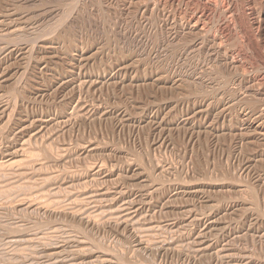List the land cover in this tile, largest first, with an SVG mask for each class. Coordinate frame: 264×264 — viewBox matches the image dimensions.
Segmentation results:
<instances>
[{
    "label": "rangeland",
    "instance_id": "374dc122",
    "mask_svg": "<svg viewBox=\"0 0 264 264\" xmlns=\"http://www.w3.org/2000/svg\"><path fill=\"white\" fill-rule=\"evenodd\" d=\"M180 1L0 0V264H264V0Z\"/></svg>",
    "mask_w": 264,
    "mask_h": 264
},
{
    "label": "bare ground",
    "instance_id": "6f19581e",
    "mask_svg": "<svg viewBox=\"0 0 264 264\" xmlns=\"http://www.w3.org/2000/svg\"><path fill=\"white\" fill-rule=\"evenodd\" d=\"M170 3H172L173 0H169ZM185 2L186 3V8L187 10L183 12V16L185 18H180L181 19H185L184 23L181 24V28L183 29V31H186L187 33H192L193 31H197L198 28H200V30L202 29L201 26L204 24L205 22L210 20V17H213L211 15L213 14H217V12L219 13H223L224 15H226L227 17H236V10L234 9V7L231 6L232 4V0H181L180 2ZM252 1V0H251ZM179 2V1H178ZM182 2V4H184ZM254 2V1H253ZM167 3V1H166ZM226 4V5H225ZM230 6H227V5ZM235 4V3H234ZM173 6V5H172ZM194 6H196L194 8ZM185 8V7H184ZM174 10V9H173ZM178 10V9H177ZM183 11V10H182ZM215 18V17H214ZM213 18V20H215ZM240 18V17H239ZM226 20V19H225ZM218 21V20H217ZM264 22V21H263ZM211 24V22H209ZM214 23V22H213ZM239 23V22H238ZM262 23V21H261ZM260 22L257 25V29L260 30V28L262 27V24ZM177 24V23H176ZM174 25V24H173ZM264 25V24H263ZM210 26V25H209ZM213 26H216L213 24ZM237 27V26H236ZM239 27V25H238ZM180 28V29H181ZM244 28V27H243ZM204 29V28H203ZM257 30V31H258ZM262 30H264L262 28ZM211 31V30H209ZM217 31V30H216ZM243 32V31H242ZM204 33V32H203ZM206 33H208V31H206ZM229 33V32H228ZM246 33V32H245ZM194 34V33H193ZM200 35V33H198ZM209 34V33H208ZM227 34V33H226ZM188 35V34H187ZM228 35V34H227ZM198 36V35H197ZM201 36V35H200ZM204 36V35H203ZM250 36V35H249ZM196 37V36H195ZM174 38V37H173ZM190 38V36H189ZM243 38V36H242ZM199 39V38H198ZM201 39V38H200ZM195 40V38H194ZM243 40V39H242ZM249 41V40H247ZM186 42V41H185ZM190 42V41H189ZM195 42V41H194ZM204 42V40L202 41ZM188 45V44H187ZM216 45V44H215ZM245 45V44H244ZM250 45V44H248ZM177 46V45H176ZM185 46V44H184ZM197 46V45H196ZM217 46V45H216ZM186 47V46H185ZM193 47V46H192ZM179 49V48H178ZM214 49V47H213ZM201 50V49H200ZM187 57V56H186ZM232 61V60H231ZM231 63V62H230ZM188 76V75H187ZM190 76V75H189ZM197 87V86H195ZM260 100V99H259ZM6 105V104H5ZM20 162V161H19ZM2 164H0L1 166ZM23 165V164H22ZM21 166V165H20ZM12 167V166H11ZM2 168V167H1ZM3 173V171H2ZM5 173V172H4ZM6 175V174H5ZM128 203V202H127ZM123 204V203H122ZM123 210V209H122Z\"/></svg>",
    "mask_w": 264,
    "mask_h": 264
}]
</instances>
